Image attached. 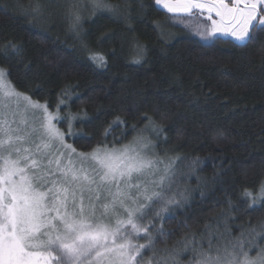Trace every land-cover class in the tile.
Here are the masks:
<instances>
[{
	"label": "trees",
	"instance_id": "1",
	"mask_svg": "<svg viewBox=\"0 0 264 264\" xmlns=\"http://www.w3.org/2000/svg\"><path fill=\"white\" fill-rule=\"evenodd\" d=\"M35 2L0 0V68L16 90L52 112L63 99L60 115L78 118L72 135L66 120L59 126L78 151L100 142L127 144L150 117L163 129L143 132L155 153L181 158L173 189H186L187 200L157 223L165 233L157 237V258L183 248L177 242L193 233L196 247L207 249L210 235L216 243V237L229 240L264 227V199L250 207L264 182V32L247 47L205 38L195 29L197 22L209 23L203 17L186 18L184 27L153 0H109L119 12L93 11L86 0L71 31L69 0H40L39 16L31 11ZM8 44L19 52L5 49ZM138 46L143 56L135 63ZM92 54L104 56V66ZM117 117L123 123L114 125ZM191 247L178 264H195ZM143 255L147 260L153 252Z\"/></svg>",
	"mask_w": 264,
	"mask_h": 264
},
{
	"label": "snow or ice",
	"instance_id": "2",
	"mask_svg": "<svg viewBox=\"0 0 264 264\" xmlns=\"http://www.w3.org/2000/svg\"><path fill=\"white\" fill-rule=\"evenodd\" d=\"M90 2L93 11H120L109 0ZM153 3L184 27L190 23L186 18L204 17L209 23L195 24L199 35L227 36L235 46L247 47L256 33L264 32V0ZM31 11L34 16L42 14L40 0ZM67 16L70 30L76 31L82 19L79 3L69 7ZM9 48L19 52L13 44L5 46ZM142 56L143 48L138 46L134 62ZM90 59L98 66L105 64L100 54ZM8 76L0 68V264H178L177 257L189 246L195 264H264V227L229 240L216 237V243L210 235L207 249L196 247L193 233L177 242L183 248L166 249L157 258V237L165 235L163 225L157 223L187 200L186 189H173L181 158L159 157L143 135L163 129L146 117L145 128L129 143L116 147L115 142L111 146L100 142L88 153L78 152L54 123L66 120L67 135H72L78 116L70 112L60 116L65 101L60 99L57 111L51 112L46 104L18 92ZM121 123L119 117L113 121ZM109 134L106 130L105 137ZM243 195L252 196L247 190ZM262 199L264 182L250 207ZM145 250L153 252L147 260Z\"/></svg>",
	"mask_w": 264,
	"mask_h": 264
},
{
	"label": "rangeland",
	"instance_id": "3",
	"mask_svg": "<svg viewBox=\"0 0 264 264\" xmlns=\"http://www.w3.org/2000/svg\"><path fill=\"white\" fill-rule=\"evenodd\" d=\"M70 1V5H72L73 3H79L80 4V10H84L85 8H86V6H87V4H86V0H69ZM9 80V79H8ZM12 84V83H11ZM16 89V88H15ZM18 91V90H17ZM19 92V91H18ZM21 93V92H20ZM24 94V93H23ZM26 95V94H25ZM26 96H28V95H26ZM28 97H30V96H28ZM30 99H31V101H33V102H39V101H36V100H34V99H32L31 97H30ZM39 103H41V102H39ZM41 104H45V103H41ZM48 107V106H47ZM49 109V108H48ZM49 111H51L50 109H49ZM21 112H23V109H21ZM52 112V111H51ZM61 116V115H60ZM27 119L29 120V121H31L32 120V117L29 115L28 117H27ZM59 122H61V121H59ZM59 122H57V121H54V123H56L57 124V127L58 128H60V126H59ZM61 129V128H60ZM63 131V130H62ZM66 141V140H65ZM66 143H67V141H66ZM120 147V146H119ZM78 151V150H77ZM78 152H81V151H78ZM82 153H88V152H82ZM257 254V251L255 252V253H250V255L251 256H255Z\"/></svg>",
	"mask_w": 264,
	"mask_h": 264
},
{
	"label": "flooded vegetation",
	"instance_id": "4",
	"mask_svg": "<svg viewBox=\"0 0 264 264\" xmlns=\"http://www.w3.org/2000/svg\"><path fill=\"white\" fill-rule=\"evenodd\" d=\"M205 15H206V14H205ZM203 18H204V17H203ZM216 36H218V37H220L221 39H224V40H226V39L229 40V41L231 40V38H225V37H222V36H219V35H216ZM232 42H233V43H236L235 41H232Z\"/></svg>",
	"mask_w": 264,
	"mask_h": 264
},
{
	"label": "water",
	"instance_id": "5",
	"mask_svg": "<svg viewBox=\"0 0 264 264\" xmlns=\"http://www.w3.org/2000/svg\"><path fill=\"white\" fill-rule=\"evenodd\" d=\"M219 36H221V35H219ZM222 37H225V38H230V37H227V36H222Z\"/></svg>",
	"mask_w": 264,
	"mask_h": 264
}]
</instances>
